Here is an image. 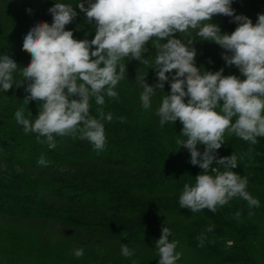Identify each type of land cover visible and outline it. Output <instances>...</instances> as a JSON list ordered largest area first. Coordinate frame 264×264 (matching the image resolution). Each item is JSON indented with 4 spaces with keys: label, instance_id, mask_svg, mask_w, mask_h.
I'll return each mask as SVG.
<instances>
[{
    "label": "trees",
    "instance_id": "obj_1",
    "mask_svg": "<svg viewBox=\"0 0 264 264\" xmlns=\"http://www.w3.org/2000/svg\"><path fill=\"white\" fill-rule=\"evenodd\" d=\"M55 2L0 0V56L8 54L18 64L13 87L8 91L0 88V261L158 264L155 245L162 228L167 227L172 233L170 241H178L176 251L181 253L176 264H264V137H257L252 145L226 132L224 144L217 150L218 157L237 156L233 171L248 178L247 191L259 200V207H249L236 197L218 206L215 213L207 208L195 213L181 208L184 185L194 186L202 169L192 165L190 152L176 143L184 138L181 122L162 127L156 115L163 97L170 94L175 70L167 74L169 81L163 90L157 89L151 106H142L143 89L136 77L146 76L147 83H156L151 68L156 41L146 44L143 58L147 64L131 57L122 60L127 72L114 89L118 98L105 95L102 106L106 114L113 115L112 121H103V150H95L78 136H56V146L50 149L45 137L38 139L36 133H26L17 123L18 109L34 122L40 107V102L25 104L23 100L28 82L23 81L20 70L31 59L22 49L23 38L36 22L52 23L48 9ZM58 2L72 4L78 13L66 30H72L76 39H93L95 22H89L78 6L83 2L87 7L88 0ZM29 8L31 14L26 11ZM232 8L255 24L258 14L264 13V0H233ZM211 22L221 32L231 33L237 27L232 17L224 15H215ZM196 31L175 34L184 42L194 39L196 66L213 72L223 68L224 75L243 79L236 66H228L222 59L225 50L215 42L200 40ZM90 105L91 115L97 116L101 106L94 97ZM204 147L198 145L200 151ZM210 224L214 225L211 232L206 230ZM122 244L133 249L134 255L124 257ZM76 248H83L82 257L74 256Z\"/></svg>",
    "mask_w": 264,
    "mask_h": 264
},
{
    "label": "clouds",
    "instance_id": "obj_2",
    "mask_svg": "<svg viewBox=\"0 0 264 264\" xmlns=\"http://www.w3.org/2000/svg\"><path fill=\"white\" fill-rule=\"evenodd\" d=\"M232 3L233 0H88L85 7L79 2L86 19L96 26L94 38L88 40L76 39L72 30H66L78 13L72 4L57 0L48 9L52 23L36 22L23 38L22 49L31 57L20 70L23 81L28 82V95L23 100L25 104L40 102V107L34 122L25 118L22 108L18 109L17 123L24 126L26 133H36L38 139L45 137L50 149L56 146V136H78L95 150H103V121H112L113 115L106 114L102 106L105 95L118 98L114 89L127 72L122 60L131 57L147 64L143 58L148 51L146 44L156 41L151 67L158 78L156 83H147L146 76L136 77L143 89L142 106H151L157 89H164L169 81L167 74L175 70L170 94L163 97L156 115L162 127L181 122L180 134L184 138L176 143L190 152V163L202 169L195 176L194 186L184 185L180 207L193 213L205 208L215 213L218 206L236 197L249 207H259V200L247 191L248 178L233 171L238 165L237 156L217 155L226 132L252 145L257 143V137H264V13L258 14L253 24L248 16L236 15ZM26 11L31 14L33 10ZM215 15L232 17L237 27L231 33L221 32L220 26L211 22ZM189 29L198 30L200 40L215 42L224 49L222 59L228 66H236L244 78L224 75L223 68L215 72L198 68L194 39L184 42L175 35ZM165 39L167 42H162ZM17 69L10 55L0 56V88L4 91L13 87ZM93 97L101 106L97 116L90 113ZM201 144L205 146L203 151L198 148ZM40 163H44L43 158ZM213 229L210 224L206 230ZM171 235L169 228H162L155 245L158 264H176L181 257L176 251L178 241H170ZM73 254L82 257L83 248L73 249ZM121 254L131 257L134 250L122 244Z\"/></svg>",
    "mask_w": 264,
    "mask_h": 264
},
{
    "label": "rangeland",
    "instance_id": "obj_3",
    "mask_svg": "<svg viewBox=\"0 0 264 264\" xmlns=\"http://www.w3.org/2000/svg\"><path fill=\"white\" fill-rule=\"evenodd\" d=\"M48 246H49V245H48ZM52 246H54V245L52 244ZM17 247H18V246H17ZM53 248H54V247H53ZM0 264H3V262L0 261Z\"/></svg>",
    "mask_w": 264,
    "mask_h": 264
}]
</instances>
